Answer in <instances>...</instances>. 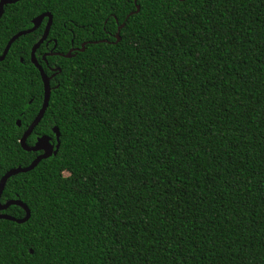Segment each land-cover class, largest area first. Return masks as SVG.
<instances>
[{"label": "trees", "instance_id": "trees-1", "mask_svg": "<svg viewBox=\"0 0 264 264\" xmlns=\"http://www.w3.org/2000/svg\"><path fill=\"white\" fill-rule=\"evenodd\" d=\"M46 13L39 50L61 56L40 64L61 72L27 144L61 143L9 179L2 203L31 218L0 220V264H264V0H20L0 51ZM44 30L0 66V180L38 156L20 140L44 102Z\"/></svg>", "mask_w": 264, "mask_h": 264}, {"label": "water", "instance_id": "water-1", "mask_svg": "<svg viewBox=\"0 0 264 264\" xmlns=\"http://www.w3.org/2000/svg\"><path fill=\"white\" fill-rule=\"evenodd\" d=\"M19 1L20 0H0V20L2 19L3 15H4V8L7 5L15 4V3L19 2ZM136 2H137V0H136ZM139 12H140V6H137L136 13H139ZM41 16H44V18L45 19H48V21L50 22V27H45V30H44L45 37L43 39H44V43H45V41H47V39H48V37L50 35V31H51V28H52V25H53V16L51 14H49V13L43 14ZM39 18H40V16L37 17L36 19H39ZM36 19L33 20V25H34V22H35ZM42 24H43V21H42ZM42 24H41V26H42ZM125 26H126V23H124L118 29V33L116 35V39H117V42L116 43H119L121 41L120 33H121L122 29L125 28ZM32 28L29 29V30H25V31H22V32L18 33L17 35H15L9 41V43H11L12 40H15V37L16 36H19V38H20L22 36H26L28 34L33 33L34 31H32ZM16 41L17 40H15V42ZM44 43H41L40 44V47ZM35 46L33 48H35ZM84 47H85V44L83 45V48L80 49V50L81 51H84ZM10 49L11 48H7L8 53H9ZM73 51L74 50H71L64 57L65 58H72L74 56V55H72ZM50 53H51V55H49V56L60 55L58 53H53V52H50ZM48 54H46V55H48ZM31 61H32V64L37 68L36 61L33 60L32 58H31ZM37 69L40 72V75H41V78H42V82H43V85H44V102H43V106H42L40 112L38 113V115L36 116V118L34 119V121L32 122V124H34L37 120H39L40 123H41V121L43 120V118H44V116L46 114V111L48 109L50 99H51V94H52L51 80L57 75V71L61 72V70L59 69V70H56L54 72V76H48V74L45 71H40L39 68H37ZM18 125L21 126V122L20 121L18 122ZM30 127H31V125L28 128H30ZM35 129L32 130L31 135L33 134V132L35 131ZM53 132H54V134L56 135V138H57V145H56V147H54L52 145L51 139L48 136L40 137L37 140L36 144L34 146H32V147L31 146H28V144H27L28 139H27V141H25L24 138L22 137V139L20 140V144H21L23 150H25L26 152H34V153L43 152V154L39 155L29 166H27L25 168L19 167V168L10 170L0 180V220H7V221H11V222H14V223H17V224H24V223H26V222H28L30 220V218H31V211L28 208V206L26 204H24L22 201H20V200H11V201H8L7 203L3 204L2 201H1V199H2L3 193L5 191V188H6V185H7L8 181H9V179H11L12 177H14L16 175L24 174V173H28L30 171H33L43 160H46V159L50 158L51 156L57 154V152H58V150L60 148V143H61L60 142V132H59V129L58 128H54L53 129ZM31 135H29L28 138ZM25 136H27V133H25ZM41 141H46L48 143V145L50 146V149L51 150L50 151H44L42 149H38L37 148V145ZM4 177H6L7 179H4ZM11 206H20L21 208H23L25 210V212H26L25 218H23V219H16V218H14L12 216H9L7 214H2V212L8 210V208H10Z\"/></svg>", "mask_w": 264, "mask_h": 264}, {"label": "snow or ice", "instance_id": "snow-or-ice-1", "mask_svg": "<svg viewBox=\"0 0 264 264\" xmlns=\"http://www.w3.org/2000/svg\"><path fill=\"white\" fill-rule=\"evenodd\" d=\"M181 2H183V0H181ZM42 21L44 22V26L45 27H50V22L49 21H46L44 16H40L39 19H36L35 22H34V25H33V28H32V31H38L41 29V24H42ZM38 25V26H37ZM45 37V33L43 31H39V36L37 37V40L34 41L35 43V48H30V52H29V55L30 57L36 61V66L37 68L40 69V71H44V67L40 64V60H43L44 61V64L45 65H49L50 64V61H49V55H51V53L49 52L48 55L45 54V52H47L48 50H43V51H40V44L41 43H44V38ZM19 39V36H16L15 37V40H18ZM15 40H12L11 43H8L7 44V47L5 50L3 51H0V66H2L4 64V61H5V57L8 56V51H7V48H12L13 47V44L15 43ZM23 58L21 57V60ZM56 70H59V69H54L53 72H49L48 75L49 76H54V72ZM80 87L83 88L85 87V85L83 83L80 84ZM2 100H0V107H2ZM23 111V109L21 110ZM40 124V121L37 120L34 124H31V127L26 129L25 132H22L21 135L23 136L24 140L27 141L28 139V136L31 135L32 133V130L37 128V126ZM25 133H27V136H25ZM50 135V134H49ZM37 148L38 149H42L44 151H50V146L48 145V143L46 141H41L38 145H37ZM4 151H5V148H4V145L3 144H0V157H2L4 155ZM4 179H7L6 177H4Z\"/></svg>", "mask_w": 264, "mask_h": 264}, {"label": "flooded vegetation", "instance_id": "flooded-vegetation-1", "mask_svg": "<svg viewBox=\"0 0 264 264\" xmlns=\"http://www.w3.org/2000/svg\"><path fill=\"white\" fill-rule=\"evenodd\" d=\"M49 38V37H48ZM48 40V39H47ZM46 42V41H45ZM72 50H74V51H78L77 49H72ZM73 51V52H74ZM49 137V136H48ZM39 138H37V140H38ZM50 139H51V143H52V145L54 146V147H56V145H57V138H56V135H55V139H53L52 137H50ZM37 142V141H36ZM36 142H35V144H36ZM34 144V145H35ZM41 154H43V152H38V156L39 155H41ZM37 156V157H38Z\"/></svg>", "mask_w": 264, "mask_h": 264}]
</instances>
